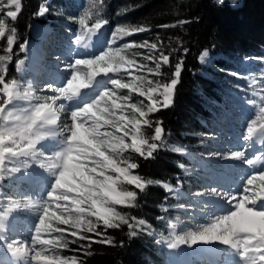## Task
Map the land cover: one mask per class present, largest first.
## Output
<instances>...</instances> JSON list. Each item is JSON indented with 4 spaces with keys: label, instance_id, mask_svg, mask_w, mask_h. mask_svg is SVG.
I'll list each match as a JSON object with an SVG mask.
<instances>
[{
    "label": "rangeland",
    "instance_id": "rangeland-1",
    "mask_svg": "<svg viewBox=\"0 0 264 264\" xmlns=\"http://www.w3.org/2000/svg\"><path fill=\"white\" fill-rule=\"evenodd\" d=\"M215 2L218 5L230 4L233 7L242 4V0H235V3L233 0H222V2L216 0ZM20 11V0H0V39L7 38L6 44L9 49L16 46L17 37L14 33H10L8 22L15 20ZM40 17L45 20L44 24H48L49 29L44 31L43 24L39 23L32 26L31 40L22 52L23 63L18 65L17 73L20 81L10 85L11 89L20 86V92L15 100L3 97L0 102V106L5 109L0 121V141L7 144L5 151L12 153H9L10 156L12 155L9 159L0 155V184L2 178L12 176L25 187L24 192L29 197L27 201L23 198V203L17 208L11 207L10 204L1 205L0 203V221L5 220L3 225L6 226L4 236L0 237V255L7 253L8 259L11 260L10 255L12 253H9L7 249L17 245L20 249L23 247L22 252L28 253L27 262L31 261L32 264H77L75 261H67L60 257L55 235L58 230L56 224L61 223L77 229L88 224L105 225L103 220H97V216L103 217L111 223L113 203H128L131 200L132 196L121 192L119 185V180H121L119 174H125L133 169L129 167L133 164L124 157L123 152L129 148L131 133L136 128L143 126L146 118L156 114L161 109L160 106L153 107L148 101L149 98H146L149 94H153L150 93L153 90L150 80L151 74H153L152 70L158 60L151 51L152 45L148 42L135 43L131 40L130 37L135 32L134 30L122 28L110 30L105 24L87 29L82 9L62 7L49 0L43 6ZM47 22H51V24ZM94 32L98 36L104 35L103 38H96L95 40V43L98 44L97 48L100 50L85 60V63L80 66L74 65V63L72 66L69 63L71 65L69 66L59 61H52L51 58L60 52L48 54L52 50L50 49L51 46L53 51H56V45H60L62 48L71 45L69 49L73 53L77 50V47H74V42H83L86 37L84 42L87 44L88 37H91ZM10 38L11 45L9 44ZM45 38H48L49 41ZM33 43L41 46L43 51L45 46L48 48L47 54L42 56L38 50L39 58L37 60L40 59L38 66L39 62H34L36 57L31 52L33 49L40 48ZM101 54H103V58L98 59ZM53 65H56V68L52 67ZM124 66L128 67L129 70L132 69L133 77L138 81L136 87L126 86V82L115 78L117 77L116 72L123 70ZM241 70L245 82L239 84L233 91L234 99L231 108L225 111L222 120L212 126L211 131L199 134L206 140L199 143L200 148L196 152L190 150L181 153V156L191 161V164L187 166L186 173L190 182L186 185L179 183L178 188L174 189V198L181 205L171 211L172 221L169 222L167 235L169 242L171 244L176 243L177 246L168 247L170 255L167 264H173L174 259L180 254L187 255V249L188 251H195L201 247V244L209 248L213 247V244L219 243H222L219 246L220 250L223 248L221 251L224 255L219 264H228L232 258L234 259L230 264H246L247 262L248 264H264V245L255 244L264 235V227L257 228L253 222L245 223L236 217L233 226L239 231V235H232L230 231L223 234L229 237L232 244L236 243L241 247L250 246L253 255L252 257L249 256L252 259H247L249 258L248 255L245 257L242 253H235L233 247L228 248L229 244L220 239L222 227L208 225L203 220L205 212L203 206L210 203L213 197L210 194L211 189L216 190L214 193L216 195L222 187L221 184L229 182L230 188L238 194L239 189L236 183L240 180L244 181L245 177L247 180L255 173L264 179V170L253 173L249 171L247 176H243L241 179L236 177L238 171L246 175L243 170L251 169L253 166L252 163L249 164L244 159L238 158V153L242 152L249 156L251 161L260 158L264 163V151L251 152L249 145L242 147L244 141L264 128V59L245 60L241 65ZM38 72L41 79L45 80V83H49L52 88L54 85H50L46 79L59 81L61 87L59 85L58 87L62 90V93L58 95L60 104L70 105V107L75 101L74 89L89 84H91L90 87L95 85L94 88H90L92 92L95 89V92L83 102L81 108H75L77 109L76 112L85 113L89 117L88 122L100 118L109 128L117 129V135L112 134L107 141H102L104 144L103 151L96 157L93 156L92 148L94 144H98L97 139L94 136H85V134L76 135L75 139L82 146L85 161L82 165L75 166L77 162L73 160L71 150H68L66 162L70 169L61 170L59 168L60 173L57 176L53 175L54 172H58L55 167L49 172H42L30 167V165L40 164L39 157V159L33 158V155L26 154V152H30L27 148L32 142L40 141L41 135L37 133L34 127L30 125L28 130L17 134H10L7 131L12 119L19 118L20 114L28 113L29 110H51L55 114L58 113L57 109L42 103L40 98H37L46 94V91L40 87L35 90V93L38 94L37 97L30 98L27 95V87H36L35 78ZM102 72L104 75L99 76ZM42 74L46 77L45 79ZM53 82L56 83V81ZM31 83H35V86ZM177 84L173 82L164 87L162 101L165 108L172 105ZM97 86L103 87L98 89ZM68 95H73L74 98L70 101L62 99ZM119 107L122 108L118 110ZM59 114L63 116L65 113ZM116 116L119 119L118 123L114 122ZM91 124L93 125V123ZM91 124L86 123V125ZM63 125L70 134L69 128L73 127L74 123L69 122ZM73 129L77 131L76 126ZM71 131L73 130L71 129ZM161 132L157 134L158 137H160ZM45 152L56 153L57 155H54L57 157L61 154L60 148L56 146H51ZM48 156L47 154L45 157L49 159ZM93 161L100 163V165H96ZM34 169L36 172L30 174ZM85 172L90 173V183L87 184V188L84 186L85 183L77 177L83 176ZM31 175L41 180L39 181L41 184L37 187L43 188V192L33 190L32 185L28 182ZM58 176L61 178L60 184L53 191V185ZM210 205L208 204L211 207L210 212L213 214L220 210V204ZM251 206L249 204L248 208L250 209ZM230 212L232 213V210L228 211V213ZM243 216L250 218L247 212ZM220 222L225 224L226 220ZM9 223L13 224L14 227L12 228ZM1 224L2 222H0V226ZM198 229L200 232L197 231ZM178 237H184L186 242H178ZM244 241L249 243L244 244ZM197 259H206V257L194 259L195 264H201ZM4 264H9V262L5 260Z\"/></svg>",
    "mask_w": 264,
    "mask_h": 264
},
{
    "label": "trees",
    "instance_id": "trees-1",
    "mask_svg": "<svg viewBox=\"0 0 264 264\" xmlns=\"http://www.w3.org/2000/svg\"><path fill=\"white\" fill-rule=\"evenodd\" d=\"M20 1L19 15L8 22L16 46L9 49L7 38L0 39V84L20 81L21 45L30 42L32 26L39 23L44 31L49 29L40 17L49 0ZM51 1L82 9L87 29L106 21L101 24L108 29L134 30L133 42L152 45L158 61L150 80L153 94L146 98L161 108L131 133L123 152L138 167L119 174L121 192L135 196L128 203H113L111 223L118 227L88 224L77 229L57 223V251L77 264H167L171 211L181 205L174 189L190 182L186 173L191 161L181 153L196 152L206 140L199 134L211 131L231 108L233 91L245 82L242 63L264 59V0H242L238 7L218 5L216 0ZM175 81L174 101L165 108L163 89ZM24 190L12 176H5L1 205L17 208L29 198Z\"/></svg>",
    "mask_w": 264,
    "mask_h": 264
},
{
    "label": "bare ground",
    "instance_id": "bare-ground-1",
    "mask_svg": "<svg viewBox=\"0 0 264 264\" xmlns=\"http://www.w3.org/2000/svg\"><path fill=\"white\" fill-rule=\"evenodd\" d=\"M88 35V34H87ZM97 34L94 32V34H92L91 37H88V41L87 44L85 41V38L83 39V42H74V47H77V50H75V52L71 53V49H69V47L71 45H67V48H62V46L60 45H56L55 49L56 51H53V47L51 46L50 49H52L48 54L52 53V52H60V54H56L55 56H53L51 59L52 61H59L60 63L64 64V65H69V66H74L75 64L80 66L83 63H85V60L91 58L93 55H95L100 49L97 48L98 44H96L95 40L96 38H103L104 35H100V36H96ZM48 40V38H45ZM42 41V40H40ZM49 41V40H48ZM35 42V40H34ZM61 42V41H60ZM35 44V43H33ZM37 47H39L40 49H33L35 51L32 50V54L35 55L36 59L34 62L38 61L39 63L37 64V66L40 64V59L37 60L39 58L38 55V50H39V54L40 56H42L43 54H47L46 50L48 49L45 46V50L43 51L41 46H38L37 44H35ZM86 45V46H85ZM54 49V50H55ZM67 50V52H65ZM70 50V51H69ZM62 54V55H61ZM45 56V55H44ZM55 59V60H53ZM43 60V59H41ZM71 65H70V64ZM74 63V65H73ZM50 66V64H49ZM56 66V65H55ZM54 65L52 67L56 68ZM36 70V69H35ZM132 70V69H131ZM129 70L128 67L124 66L123 70H120L118 72H116L117 77H115L116 79H119L120 81H124L126 82V86H135L137 85V79H135L133 77L132 71ZM104 75V72H102L101 74H99V76ZM42 77L45 79L46 77L42 74ZM36 87L32 88V87H27V95L28 97H32L35 98L37 97L35 92L36 88H41L42 90L46 91V94L37 98H40V101H42V103H45L46 105H51L50 107L57 109L58 113H53L51 110H46V111H30L28 113H22L19 115V118H15L14 120L12 119L11 125L8 128V132L10 134H17L18 132L21 131H25L28 130V127L31 125V127H34L37 131V133L41 136L44 137V139H42L43 137H39L40 141H34L30 144V147L27 148L28 151H30L29 153L26 152V154H29L30 156L33 155L32 157H39L40 158V164H34L35 166H31L32 169L33 167L37 170H40L42 172H46V171H50L53 167H55V169L57 168V170L59 168H61V170H68L70 168H68L67 166V162H66V153L68 150H71L70 153H72V157L73 160H75L77 162V164H75V166L78 165H82V163H84V157H83V150H82V146L80 145V143L75 139V137L72 140H69L70 136H73V134L78 135H82L85 134V136H94L97 139L98 144H94L92 151L94 153V157H96L98 154L101 153V151H103L104 148V144L102 141H107L108 137H110L112 134L117 135V129H111L108 127V125L104 122L101 121V119H95L94 121H89L88 119L89 117L86 116L85 113H77L76 110L81 108L83 102L89 97L91 96L94 92H92L90 90L91 87L94 88V86H91V84L89 85H85L79 89H74V95H75V101L71 104L72 106L70 107V105H65V104H60V98H58V95H60L62 92L61 89H59L58 85L61 87L60 83L58 80L54 79V80H47V82H50V85H54V88H52L51 86H49V83H45V80L41 79V75H39V72L37 73L36 76ZM103 79V78H102ZM105 79V77H104ZM53 81H56L53 82ZM104 81V80H102ZM35 83H31L33 84V86H35ZM175 84H177V81H175ZM103 85V84H102ZM104 86V85H103ZM103 86H97L98 89L103 87ZM20 86H18L17 88L13 89L12 88V100H15L16 96L19 94L20 92ZM124 88V87H123ZM127 88V87H125ZM97 89V90H98ZM74 97L73 95H68L64 97H62V99H67L66 101H70L72 100ZM78 107V108H77ZM77 108V109H75ZM122 107H119L118 110H120ZM55 111V110H54ZM59 113H65L63 116H61ZM73 113H76L75 117L73 116ZM11 118V117H10ZM64 120V122H62ZM87 121V122H86ZM69 122H73L74 126L70 127V134L69 131L64 127L63 124L65 123H69ZM115 123L119 122L118 117L116 116V120L114 121ZM86 123L91 124L93 123V125H86ZM44 126V127H43ZM77 127V131L74 130V127ZM43 127V128H42ZM71 129L73 131H71ZM4 143V142H3ZM5 144V143H4ZM3 144V153H5V159H9L10 157H12V155H9V151H5V149L7 148V144L4 145ZM250 146V151L254 152V151H264V128L261 129L259 132H256L254 135H251V137L244 141L242 143V147L243 146ZM51 146H56L59 147L61 150V154L60 156H55L54 154L56 153H52L50 154L49 152H45L46 149H50ZM12 154V153H10ZM49 155L48 157H50L49 159L46 158V155ZM57 155V154H56ZM68 156V154H67ZM38 158V159H39ZM69 158V157H68ZM245 161H251L252 159L247 156L244 155L243 158ZM264 160V159H263ZM68 161V159H67ZM96 165H100V163H96ZM252 165L251 169L248 170H243L245 173L238 171L237 172V176L238 179L243 178V176H247L248 172L250 171L251 173L256 172L258 170H264V163L263 161L258 158L256 161H252ZM29 167V166H28ZM33 170V172H31L30 174H34L36 172V170ZM60 170V169H59ZM58 170V172H54V176H57L60 171ZM254 175L251 176V178H248L245 180L236 183L237 184V188L239 189V193H235L229 186V182L221 184V188L219 189V191L217 192L216 195L212 194V199L210 200V203H207L204 207L205 212H204V222H207L208 225H214V226H219L220 228L222 227V232L221 234H225L227 231H230L232 235H239V231L235 228V226H233L235 219L234 218H238V220L242 221V222H253L255 224V226L257 228H261L264 227V179L258 175H256L255 173H253ZM89 172H85V174L83 176L79 175L77 176L84 184V186L87 188V184L90 183L89 181ZM60 176V175H59ZM35 176L31 175V177L28 179V182L32 185L33 190H36L37 192H43V188H39L37 186H39V184H41L38 178H34ZM42 180H44L42 178ZM35 183V184H34ZM38 183V184H37ZM81 184V183H80ZM229 186V187H228ZM263 186V187H262ZM261 188V189H260ZM260 189V190H259ZM202 202V200H200ZM202 204V203H201ZM208 204H211L210 206H215V205H221V207L219 206L220 210L215 214H213V212H210L211 207L208 206ZM249 204H251L252 206L250 207V209L248 208ZM203 205V204H202ZM223 209V210H222ZM213 210V209H212ZM232 213H228V211H231ZM221 211V212H220ZM215 212V211H214ZM247 212V215L250 216V218H246L243 216L244 213ZM10 217V216H9ZM220 218H224V219H220ZM234 219V220H233ZM226 220L225 224H223L220 221ZM0 222H2L1 226H0V237L4 236V231L6 226L4 227V223L5 220H1ZM9 225L13 228V224L9 223ZM202 229V228H201ZM10 231V230H9ZM8 231V232H9ZM197 231L200 232V229H198ZM195 231V232H197ZM198 232V233H199ZM251 235V234H250ZM248 236V235H246ZM236 239V238H235ZM241 239V238H240ZM238 241V240H236ZM239 242V241H238ZM203 243V242H202ZM222 244V243H221ZM219 244H213V247H209L207 248L204 247L201 244V247H198L197 250L195 251H188L187 249V255L184 254L185 256H183L182 254H180L176 259H174L173 264H195L194 259L196 257H203L205 256L206 259H197L198 261L201 262V264H219V262H221L223 259V254H222V249L220 250V246ZM229 247H233L232 242L228 243ZM255 244H258L260 246H263L259 243V241H257ZM226 245V244H224ZM254 246V245H253ZM248 247H241L239 245H237L236 247H233V250L235 253H242L243 256L246 257V255H248L247 257H249L251 255H253L252 249ZM23 248V247H22ZM22 248H18L17 245L16 246H12L11 248H8V252L12 253V256H16L17 257V261L13 262L12 260L8 259L7 257V253L0 255V264H4L5 260H7L9 262V264H30L31 261L27 262V256L28 253H25L24 251L22 252ZM225 248V246H224ZM231 249V248H230ZM179 250V249H178ZM232 251V250H231ZM233 252V251H232ZM235 255V254H233ZM235 257V256H234ZM242 257V256H241ZM234 258L230 259L228 261V264H230V262L233 261ZM247 259H252V258H247ZM32 264V263H31ZM248 264V262L246 263Z\"/></svg>",
    "mask_w": 264,
    "mask_h": 264
},
{
    "label": "clouds",
    "instance_id": "clouds-1",
    "mask_svg": "<svg viewBox=\"0 0 264 264\" xmlns=\"http://www.w3.org/2000/svg\"><path fill=\"white\" fill-rule=\"evenodd\" d=\"M221 2H222V0H221ZM233 2L235 3V0H233ZM101 23H106V21L98 22V23H97V27H99ZM9 44L11 45V38H10V40H9ZM24 49H25V45H21V50H24ZM203 55H204V56L208 55L207 50L204 51ZM102 58H103V54H101V56H100L98 59H102ZM20 63H23V61H20ZM165 103H166V102H165ZM86 107H88V106H86ZM150 110H151V109H150ZM75 115H76V113H73V116H74V117H75ZM156 131H157V134H159V133L161 132V128L158 127ZM74 137H75V134H73V136H70V137H69V140H72ZM245 138L247 139L248 137H245ZM152 147H155V146L153 145ZM85 152H87V149H85ZM237 156H238V158L243 159L244 153H242V152H241V153H238ZM118 162H119V161H118ZM93 163H95V161H93ZM101 163H102V161H101ZM124 163H127V161H124ZM247 163L251 164L252 161H247ZM129 167H130V168H135V167H138V165H129ZM60 179H61V178L58 176V177H57V181H56V183L53 185V191H55L56 188L59 186V184H60ZM149 183H151V181H149ZM214 193H216V190H215V189H211L210 194H214ZM131 195H132L133 197L135 196L134 193H131ZM220 219H224V218H220ZM97 220H103V223H104L106 226H108V227H118V225H115V224L110 223L107 219H104L103 217L97 216ZM89 223H91V222L89 221ZM141 223H143V221H141ZM220 239H221L224 243H230V242H232V241H230V239H229L228 236H225V235H223V234H221ZM177 241L180 242V243L186 242L184 237H178V238H177ZM243 243H244V244H247V243H249V242H248V241H244ZM259 243H260L261 245H264V235H262V236L260 237V239H259ZM176 246H177L176 243H173V244H170V245H169V247H171V248H174V247H176ZM236 246H237L236 243H233V247H236Z\"/></svg>",
    "mask_w": 264,
    "mask_h": 264
},
{
    "label": "water",
    "instance_id": "water-1",
    "mask_svg": "<svg viewBox=\"0 0 264 264\" xmlns=\"http://www.w3.org/2000/svg\"><path fill=\"white\" fill-rule=\"evenodd\" d=\"M2 89L0 90V102L2 101V95H4L7 99L12 98L11 87L7 85L5 82L1 83ZM4 114V108L0 106V121L2 120ZM0 155L5 157V153H3V142L0 141Z\"/></svg>",
    "mask_w": 264,
    "mask_h": 264
}]
</instances>
